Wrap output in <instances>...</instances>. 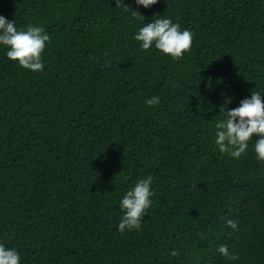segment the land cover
I'll list each match as a JSON object with an SVG mask.
<instances>
[{"label":"trees","instance_id":"1","mask_svg":"<svg viewBox=\"0 0 264 264\" xmlns=\"http://www.w3.org/2000/svg\"><path fill=\"white\" fill-rule=\"evenodd\" d=\"M0 15L50 36L38 73L0 48V243L22 264H229L220 245L264 264V162L214 144L264 89V0H0ZM155 15L193 33L182 58L133 39ZM149 174L152 204L121 233L120 198Z\"/></svg>","mask_w":264,"mask_h":264},{"label":"clouds","instance_id":"2","mask_svg":"<svg viewBox=\"0 0 264 264\" xmlns=\"http://www.w3.org/2000/svg\"><path fill=\"white\" fill-rule=\"evenodd\" d=\"M120 2L121 0H116L117 5ZM134 3L138 7L148 9L156 4L157 0H134ZM124 8L133 18L145 20L136 11L125 6ZM154 17L157 18L144 22L143 26L138 28L133 39L139 42L142 50L154 48L173 60L182 58L191 48L193 33L187 28L182 29L179 23L173 22L169 17ZM49 41L50 36L44 28L35 25L18 28L15 21H9L0 15V48L5 49L7 60L16 62L21 68L33 73L43 71L42 55ZM229 103L231 100L226 98L224 109ZM145 104L149 107L159 105L160 97L148 98ZM214 144L220 153H225L230 158L238 159L251 150L258 162H264V89L251 91L237 107L224 111L223 117L215 124ZM152 186L153 177L149 174L127 188L119 201L122 216L118 231L123 233L140 229L141 220L152 204ZM225 223L232 230L237 229L234 220L227 219ZM216 252L229 264L238 260V256L230 252L227 245H220ZM177 255L176 250L170 251V256ZM0 264H22L19 251L0 243Z\"/></svg>","mask_w":264,"mask_h":264}]
</instances>
